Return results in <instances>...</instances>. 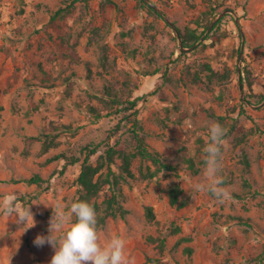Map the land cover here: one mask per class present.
I'll use <instances>...</instances> for the list:
<instances>
[{
    "label": "rangeland",
    "instance_id": "rangeland-1",
    "mask_svg": "<svg viewBox=\"0 0 264 264\" xmlns=\"http://www.w3.org/2000/svg\"><path fill=\"white\" fill-rule=\"evenodd\" d=\"M65 1L0 0V199L31 196L18 202L31 205L36 221L25 230L0 212V264H50L55 249L34 241L49 234L51 206L76 201L85 146L98 145L94 163L118 141L130 149L132 123L118 126L123 112L98 118L92 110L109 111L106 86L138 98L145 141L176 170L145 179L140 168L151 161L136 158V176L118 187L127 213L97 228L101 242L120 235L131 264H264V0H144L160 15L141 0H79L53 18ZM211 7L217 15L205 28L198 22ZM188 28L203 33L184 47ZM212 122L226 130L225 204L193 187L203 181ZM46 134L56 136L48 150ZM61 152L80 161H49ZM121 164L116 156L117 173ZM36 173L47 182L10 181ZM174 182L184 207L157 189ZM111 196L106 186L99 201Z\"/></svg>",
    "mask_w": 264,
    "mask_h": 264
},
{
    "label": "trees",
    "instance_id": "trees-1",
    "mask_svg": "<svg viewBox=\"0 0 264 264\" xmlns=\"http://www.w3.org/2000/svg\"><path fill=\"white\" fill-rule=\"evenodd\" d=\"M70 1V3H69ZM79 0H66L67 3L65 6H61L57 9L53 18L63 16L68 13L73 6V4ZM143 4L149 9L158 15H160L155 9L148 5L144 0H141ZM216 8L211 7L208 11L203 14V22L199 21V25H204L205 28H208L212 23L213 18L217 15ZM215 28V27H214ZM202 32H198L197 28H188L187 31L181 32V41L184 47H190L194 45L201 37ZM106 97L103 98L107 104L109 111L107 114H102L97 110L96 107H93V112L96 113V116L102 117L104 115L110 114H118L123 112V116L118 123V126L121 125L122 121L131 122L130 126L131 130V138L129 139V150L126 146L121 144L119 141L108 148L105 154H102L96 163L91 161V157L98 152V145H87L85 149L87 150L85 158L81 162L80 172L77 177L78 183V197L77 200H83L89 202L95 209L97 213V228L105 225L107 219L110 216H117L120 213L124 216L127 213V210L123 208L118 198V187L121 183V179L127 177H135V172L133 170V163L136 158H140L142 161H151V165H147L146 169L141 166L140 171L141 175L145 179H152L158 173L162 171H171L176 170V166L168 161L155 150H152L147 142L145 141L144 136L142 135V124L137 116V102L138 98H123L121 89H116L113 86L105 87ZM3 106L0 105V109ZM209 113L215 115L212 109H209ZM125 118V119H123ZM35 138V137H34ZM37 139H40L37 137ZM56 144V136L51 134H46V138L43 140L44 150H48ZM120 157L122 159L121 171L117 173L113 168V164L115 163V157ZM57 158H65L66 164H73L80 161L79 157L69 155L66 152H61L60 154H56L50 160H54ZM187 163L190 167L195 168V162L193 158H188ZM154 166V169L152 168ZM10 181L12 182H25L27 184H37L42 185L44 182H47L41 174L36 173L30 177L15 179L12 178ZM106 186H110L113 189V196L107 198L103 202L99 201L101 192L105 189ZM157 189L162 192H167L169 197V202L173 206L184 207L187 205L188 200L183 197V188L179 183H172L168 188H162L160 184L157 186ZM18 201H23L24 205L30 204L32 201V197H28L27 195L21 196L18 198ZM146 215L150 220H154L156 218L154 209L152 206L146 207ZM165 243V239L161 240V245L163 246ZM149 261L158 262L159 259L149 258Z\"/></svg>",
    "mask_w": 264,
    "mask_h": 264
},
{
    "label": "clouds",
    "instance_id": "clouds-1",
    "mask_svg": "<svg viewBox=\"0 0 264 264\" xmlns=\"http://www.w3.org/2000/svg\"><path fill=\"white\" fill-rule=\"evenodd\" d=\"M225 136L226 130L222 125L217 122L209 124L208 139L203 148V181L193 186L198 192L211 193L220 204L232 199L230 191L223 186L222 150L226 148ZM51 207L53 213L49 222V234L38 235L34 241L37 246L48 243L55 249L50 264H131L126 251V240L120 235H111L106 243L101 242L97 213L89 202L77 200L69 206L57 203ZM0 212L14 217L17 223L26 225L25 230L35 226L31 205L23 207L14 194L0 199Z\"/></svg>",
    "mask_w": 264,
    "mask_h": 264
}]
</instances>
